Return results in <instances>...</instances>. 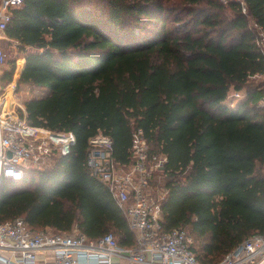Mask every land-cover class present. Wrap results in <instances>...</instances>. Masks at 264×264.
Instances as JSON below:
<instances>
[{"label":"trees","instance_id":"16d2710c","mask_svg":"<svg viewBox=\"0 0 264 264\" xmlns=\"http://www.w3.org/2000/svg\"><path fill=\"white\" fill-rule=\"evenodd\" d=\"M249 17L264 30V0H25L14 9L6 34L27 46L24 57L18 44L17 92L30 87L21 116L76 141L44 170L2 179L0 222L23 217L61 232L77 225L132 243L86 159L102 133L127 165L140 128L150 150L168 158L165 227L185 225L203 264L264 234V79L250 81L264 76V55Z\"/></svg>","mask_w":264,"mask_h":264},{"label":"built area","instance_id":"2783aa9c","mask_svg":"<svg viewBox=\"0 0 264 264\" xmlns=\"http://www.w3.org/2000/svg\"><path fill=\"white\" fill-rule=\"evenodd\" d=\"M24 1L0 0V83L6 63L2 42L14 41L23 51L27 48L6 35L13 10ZM258 29L257 44L264 55V30ZM7 91L8 87L0 86V182L5 177L21 179L31 168L44 170L60 155L68 154L76 141L72 131L30 124L16 110L18 105L25 112L16 101L6 107ZM232 95L243 93L235 91ZM259 103L264 105V92ZM89 144L86 163L121 208L132 232V243L121 244L113 232L93 238L77 225L70 232L51 227L33 229L23 217H16L0 222V264H203L194 249V235L185 225L165 227L163 202L168 189L165 184H157V177L165 174L167 156L150 150L140 128L134 131L127 165L114 160L110 136L97 134ZM262 263L264 234L254 233L216 264Z\"/></svg>","mask_w":264,"mask_h":264},{"label":"rangeland","instance_id":"374dc122","mask_svg":"<svg viewBox=\"0 0 264 264\" xmlns=\"http://www.w3.org/2000/svg\"><path fill=\"white\" fill-rule=\"evenodd\" d=\"M221 1L223 3H227L230 0H221ZM239 1H241V0H239ZM249 26L257 34L260 31V29H258L257 25L255 24L254 20L251 17H249ZM2 45H3V49H4L5 53H6V63L4 65L5 72L3 74V77H4V75H5V73L7 71L11 70V68H12V62L13 61H15V63H16V68H15L14 73H13V79L9 82V81H6L3 78L2 81H1V83H0V86L1 87H9V89H10L11 86H9V85L11 83H13L14 84V89H13L14 91H13V95H12L10 101H14V102L16 101L19 104L23 105V100L25 98L24 96L28 92V90H30V87H28L26 85H22L20 87V90L17 92V80H18V77H19V74H20V71L17 70V67H18V57H19V54H20L19 53V49H18V43L14 42V41H10V40H5V41L2 42ZM26 52H27V48H25V50L21 52L24 55V57H26ZM262 79H264V76H262V75H256V76L253 75V76H251L250 81H259V80H262ZM235 91H237V90L231 89L230 92L231 93L232 92L234 93ZM16 110H19L20 111L22 109L17 105ZM259 169L262 172H264V165H259ZM165 181H166L165 174L164 173L159 174V176L157 177V184L158 185L165 184Z\"/></svg>","mask_w":264,"mask_h":264},{"label":"bare ground","instance_id":"6f19581e","mask_svg":"<svg viewBox=\"0 0 264 264\" xmlns=\"http://www.w3.org/2000/svg\"><path fill=\"white\" fill-rule=\"evenodd\" d=\"M11 84H13V83H11ZM11 84L9 86H11ZM12 95H13V89L11 87L9 89V87H8L6 107L10 105V99H11Z\"/></svg>","mask_w":264,"mask_h":264},{"label":"crops","instance_id":"0c3cea01","mask_svg":"<svg viewBox=\"0 0 264 264\" xmlns=\"http://www.w3.org/2000/svg\"><path fill=\"white\" fill-rule=\"evenodd\" d=\"M20 73H21V71H20ZM23 107H24V109H25V106H24V104L22 105Z\"/></svg>","mask_w":264,"mask_h":264},{"label":"water","instance_id":"95a60500","mask_svg":"<svg viewBox=\"0 0 264 264\" xmlns=\"http://www.w3.org/2000/svg\"><path fill=\"white\" fill-rule=\"evenodd\" d=\"M262 264H264V263H262Z\"/></svg>","mask_w":264,"mask_h":264}]
</instances>
